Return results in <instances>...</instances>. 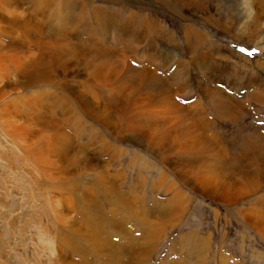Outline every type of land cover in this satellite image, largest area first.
<instances>
[{"label": "rangeland", "instance_id": "1", "mask_svg": "<svg viewBox=\"0 0 264 264\" xmlns=\"http://www.w3.org/2000/svg\"><path fill=\"white\" fill-rule=\"evenodd\" d=\"M40 1L15 3L20 20L25 21L23 26L10 27L0 22V44L6 47L0 49V264H107L103 256L92 253L88 240L71 233L60 213L64 207L69 209L85 234L89 226L90 231L95 227L97 206L103 207L102 214L109 219L126 225L125 234H120L112 224H106L108 237L117 244L133 239L140 248L152 227L156 223L163 225L164 233L155 242L157 246L147 264H221L222 258L228 264H264V182L260 180L262 186L251 189L233 162V154L245 139L254 142L253 129L264 137V105L252 99L253 94L264 90V40L246 30L251 26L242 11L246 0ZM259 1L264 3L256 0ZM259 5L264 9V4ZM147 13L153 14L148 26L133 18ZM188 18L193 19L188 24L204 34L199 52L202 57L197 56L199 53L195 57L186 54L182 48L186 41L181 26ZM38 34L56 35L46 38L47 44H43L46 54L53 57L46 55L44 65L26 69L20 51L26 54L30 47L38 60L37 54L42 53L35 45ZM94 41L105 44L110 56L115 55L108 58L112 70L120 71L126 56L134 69L154 73L165 81L175 91L177 104L188 108L190 116L197 115L201 123L210 124L199 136L202 146L193 151V157L197 153L200 157L184 162L190 165L186 169L181 167L187 177L180 176L183 172L171 165L179 154L172 145L168 147L170 141L161 144L167 147L161 153L154 141L159 133L153 134L149 143L138 139L143 130L137 134L140 130L127 129L129 120L139 116L162 121L160 117L170 106H157L153 110L156 113L147 115L148 103L140 91L123 92L114 87V81L98 82L88 76L83 57L93 49ZM161 45L165 47L162 51ZM170 48H177L178 53L165 58L164 50ZM222 49L234 58H221L218 52L223 53ZM54 57L64 65H55ZM189 61L196 63L189 66ZM215 70L220 77H205ZM24 71L26 75H22ZM183 72L187 74L185 79L193 76L195 81L186 86V91L177 93L180 81L173 78ZM36 73L43 76L26 84L28 76ZM199 75L206 85L242 103L237 120L218 114L215 99L207 97L199 87ZM130 94L139 100L128 113L122 109V102ZM180 133L186 137L187 129H180ZM218 136L229 147L227 162H221L216 155L219 149L214 148L213 139ZM206 159L210 161L208 166ZM238 162L246 164L247 155L241 154ZM91 165L92 169L86 168ZM249 170L251 174L264 172V161ZM230 179L241 183L242 189L220 191V180ZM206 182L214 184L210 191L218 188L215 194L247 196L236 204L212 200L201 191V184ZM112 186L134 204L135 210L117 205ZM178 206L180 210L182 206L187 209L180 215V222L157 220L164 211ZM249 210L256 212L263 231L249 226L245 218ZM65 236L86 254L66 245ZM201 246L206 247L202 254Z\"/></svg>", "mask_w": 264, "mask_h": 264}, {"label": "bare ground", "instance_id": "2", "mask_svg": "<svg viewBox=\"0 0 264 264\" xmlns=\"http://www.w3.org/2000/svg\"><path fill=\"white\" fill-rule=\"evenodd\" d=\"M17 1L18 0H0V22H3V23L7 24L10 27L23 26L24 25L23 22L25 23V21L20 20L22 17L20 18L19 9H17L15 7V3H17ZM41 1H43V0H41ZM113 1H115V0H113ZM116 1H118V0H116ZM147 1H149L150 3H155V2H158L160 0H147ZM173 1L175 3H181V2H184V1L193 2V0H173ZM77 2H79V1H77ZM138 2H143V0H138ZM259 2L262 5L264 4V3H262L263 1H259ZM259 2H256V0L255 1L246 0L245 2H243L244 8H243L242 11L244 12L245 17L247 19H249L250 22H251V26L249 28H246V30H252L257 35L256 36L257 39L262 37L263 40H264V9H263L262 6L259 5L260 4ZM70 4L72 5V3H70ZM51 9H49V10H51ZM49 10H47V11H49ZM79 12H82V11H79ZM123 12H122V14H123ZM132 12L134 13V11H132ZM67 13H69V12H67ZM26 14H27V12H26ZM128 15L129 14L127 13V17H128ZM152 15L153 14H151V13L142 14L141 16H140V14H136V16L133 15V18H135V19L137 18L138 20L139 19L143 20V22L145 24H147V22H149V23L153 22V20L150 19V17H153ZM131 16H132V14L130 15L129 19L131 18ZM192 20H193L192 18H188L186 24H183L181 26L182 32H183V35L185 36V41H186L185 47H182V48H183V50L185 51L186 54H189V55H192V56L195 57L196 54L201 51V46L203 44L202 41L204 40V34L201 31H199L198 29H196L194 26H191L190 24H188ZM148 24H147V26H148ZM29 25L30 24H28V26ZM147 26H145V27H147ZM26 30L28 31V29H26ZM51 37L54 38V37H56V35L49 34L46 37V36H43V34H40V35L38 34V37L36 39L35 45H36L37 49L42 51L41 54H39V53L37 54L40 57L38 60L35 59V56H34L33 52H30V50H31L30 47H29L30 50L26 49L27 50L26 54L24 53L23 50H21L22 52L20 51V55L23 58L22 66H25L26 69H30V68L34 67L35 65H37V64L40 65V66L44 65L45 64V60H46V55L49 56L50 53L48 54V52H47V54H46L45 51H48V50H46L47 48L45 49L43 47V44L46 43V38L49 39ZM59 38H61V37H59ZM56 39L58 40V38H56ZM67 41L69 42V40H67ZM33 42H34V40H33ZM176 44H177V42H176ZM0 45H2V48H0V49H3V45L5 47V44H0ZM91 46L92 47L94 46L93 49L90 50V52H88V54H86L83 57V64L81 63L82 65H84L87 68V72L89 73L88 76H92V78L94 80H96V81L99 80L98 82L114 81L113 82L114 83V87L118 88L120 91H123V90L124 91H134L135 90L136 92L140 91V93H142L141 98L142 97H144V99L146 98L145 100H147V101H145V100L144 101L148 103L147 108L145 107V112H146L147 115H150L151 113H156L154 111L156 110L155 107H157V106H162V107L164 105H169L170 106V109H168L167 112H165V113L162 112L161 109H159L161 111L160 112L161 114L164 113L162 115L164 117H160L162 119V121H159L157 123L154 120H150L149 118H142V117L139 116L138 119L135 117V119L131 118L132 120L131 119H130L131 121L129 120V124L127 123L128 124V128L127 129H128V131H130V130H133V131L135 130L136 131L137 129L140 130V132H137V134L141 133V130H143L144 133L142 132L140 137H138V139H139V141L146 140L149 143H150L149 139L151 140V138L155 134L159 133L160 136H158V138H156V140H154V141H156V146L158 148H160L161 153L163 152L164 149L167 148V147L166 148L162 147L161 144L163 142H165V141H170V144H169L168 147H170L172 145L171 148L172 149L174 148V150H176V153L179 154V156H178L179 159H177L176 162L175 161H172V162L170 161L171 165H173L175 167V169L176 168L180 169L181 170L180 172H183L182 175H180V176L187 177L186 176L187 174H186V172H184L183 168L188 167L190 165H187L188 163L186 164L184 162H186V161L188 162L189 160L196 159L195 158L196 156L200 157V154H198V153H197L198 155L196 154V156L193 157L194 156L193 155V151L194 150H199L200 147L202 146V145H200V142H198L199 136L203 135L204 128L205 127H210L209 126L210 124H204L203 122L201 123V121L199 120L197 115H196V117L195 116L194 117L190 116L188 108L182 107L179 104H177L176 100L173 97L175 91L174 90L173 91L170 90L171 88L169 89V87H168L169 85L165 81H160V78H158L154 73L147 72L146 70L139 71V70L134 69L131 66L132 64L130 65L128 63V60H127L126 56H123V58L121 60L122 63H121L120 66L122 67V69L120 71H116L115 72L109 66V59L108 58L111 57L113 54H111V56H110V52H109L110 50L108 49V46H106L105 44L100 45L99 42H95V41H94L93 45H91ZM173 47H175V46H173ZM13 48H14V46H13ZM18 48H20V47H18ZM160 48H161V51H162V49L165 48V47L163 45H161ZM179 48H181V47H179ZM20 49H22V48H20ZM164 51H165V58H167V57L170 58L169 54L175 55V57H176V53H178L177 48H174V49L170 48L168 51L165 49ZM222 51H223V53L222 52H218V55L221 58H223V59L234 58V56L231 54V52H228L227 50H224V49H222ZM220 53H222V54H220ZM160 55H161V52H160ZM163 55H164V53H163ZM113 56L115 57V55H113ZM197 56H201V54L199 53V54H197ZM50 57H53V55L52 56L50 55ZM198 58H200V57H198ZM52 60H54L55 65H59V66L64 65V63L58 61L59 60L58 58L54 57V59H52ZM110 60H113V59H110ZM117 60H119V58ZM113 61H115V60H113ZM195 61H197V59ZM195 61H193V63H190V61H189V66L191 64L194 65ZM198 61H201V60H198ZM202 61H203V59H202ZM202 61H201V63H202ZM114 69L116 70L115 67H114ZM208 71H209V69H208ZM26 74H27V72H25V71L22 73V75H26ZM217 75H219V74H217V70H215V71H213L211 73L210 72L207 73L205 75V77L206 76L207 77L210 76L211 78H215V77H217ZM42 76H43V73H39V74L36 73L33 76H31V77L28 76L29 78L26 79V82H27L26 84L34 83L36 81L35 79H37V77L39 79V77H42ZM85 76H86V74H85ZM186 76H187V74H185V72H183L181 75L179 73V74H176L174 76L173 79H177L178 81H180V87H179L177 93H179L181 91H186V88H187L186 86L188 84H190V82L195 81L194 78H192L193 77L192 74H191L192 77H190L188 79H185ZM47 77L48 76H46V78ZM218 77H220V75ZM51 79L49 78V80H51ZM198 79L200 80V75L198 76ZM198 84H199V87L201 88L203 94H205L207 97H213V99H215V102H216L215 105H217V108L220 110V112H218V114L220 113L222 115L221 116L222 118L223 117H230L233 120H235V119L237 120V118H238L237 113H238L239 106H243L240 101H237V100H235L233 98H230V97H228L226 94H224L222 92L220 93L218 90L211 88V85H206L201 80L198 81ZM138 98H139L138 96H135L133 94L128 95L125 98V100L122 102L123 106H124V108L122 107V109H125V111L128 112V113L131 112L133 110L136 102H138V100H139ZM252 99L255 100V102L257 104L264 105V90L263 91L259 90L256 94H253L252 95ZM154 108H155V110H154ZM218 109H216V110H218ZM96 110H98V109H96ZM128 113H126V115ZM128 117H131V116H128ZM199 117H200V115H199ZM211 125H214V124L211 123ZM213 127H215V126H213ZM51 128H53V127H51ZM180 129H187V136L186 137L181 135ZM124 131H126V130H124ZM241 131H242V129H241ZM253 132H254V137H255L254 138V142L252 143V141L249 138L245 139V142H244L243 146L240 147L238 149V151L233 154L234 158L232 157V155L230 156V158H233V162L236 163L239 166L238 167L239 171H240L239 174L244 176V181H246V182H248L250 184V188L251 189H254V188L257 189V188H260L262 186L260 180H262L264 182V172H258L257 174H251L249 169H252V167H255L258 164V162L264 161V158H263V156H264V154H263L264 148L263 149H259L260 146L264 147V137H262V135L260 134V131L258 129H255V130L253 129ZM133 134H135V133H133ZM182 138H184V139L180 142L179 139H182ZM178 140H179V142H176ZM213 142H214L213 143L214 148L217 149V150L219 149L217 151L219 153H216V155L219 154L218 157L221 159V162H227V161H225V159H227L226 156H229V152H228L229 151V147L227 146V144L220 137L219 138L216 137L215 139H213ZM169 151H170V149H169ZM201 154H203V153L201 152ZM241 154H242L243 157L247 155L248 162L246 164L238 162V160L240 159V155ZM162 155H164V154H162ZM174 158H176V157H174ZM198 159H201V158H198ZM179 161H181V162H179ZM206 161H207V164L206 163L205 164L207 166H208V164L210 165V163H209L210 161L208 159H206ZM202 162H203V160L200 161V163H202ZM182 166H183V168L181 169ZM92 167H93V165L87 166L86 168L92 169ZM196 168H197L196 170H198L200 168V166H197ZM202 168H203V166H202ZM178 169H176V170H178ZM220 181H221V183L219 185V187L221 188L220 191L221 190H225V189H235V188L242 189L240 187L241 183H237V182H235V181H233L231 179L230 180H220ZM213 186H214V184H212L211 182H206V184H201L202 193L205 194V196L212 198V200L214 199L216 201H220V202H223L225 204L227 202L236 204L238 201H241L242 199H244V197L247 196V195L239 196V195L220 193V192H218V194H215V193H217L216 191H218V188H215V190H213V191L209 190ZM116 189H115L114 186H112V188H111V190H113L114 193L117 196V199H118L117 205H121V206L125 205L126 206L125 208L127 210L132 211L134 209L133 208L134 204H132L128 199H125L123 194L120 193ZM178 194H181V193H178ZM182 197H183V195H182ZM179 203L181 204V201H179ZM180 204H179V206L181 207ZM179 206L177 207L178 210L173 208L172 211H171L170 208H169L168 210L164 211L162 213V215L157 216V220H159L160 222L163 221V220H167V221L171 220L173 222H178V221L180 222V220H181V216L180 215H184V213H187V209H185L186 208L185 206L184 207L182 206V208L180 210ZM61 207L62 206H60V208ZM97 207H98L97 209L99 210V212H98V214L96 216L97 217V222L95 223V225H93L95 227H93L92 230L90 231L91 227L89 226V228H87L88 232L85 233V234H82V233H84V232H82L83 230L81 231L80 230V226L78 227L79 220L75 219L76 216H74V214L69 209H66L65 207H64L63 210L60 209V208L59 209L61 210L60 213L62 215V217H61L62 220L64 221V219H65V221H67L69 223L68 226L66 225V227H68L72 231L71 233L75 234V236H77L78 238L88 240V242L92 244V249H91V250H93L92 253H95L96 255L103 256L105 258V260L107 261V264H135V263H137V264L138 263L139 264H147L148 263V259H150L149 257L153 253V249H155V246H157V245H155V242L158 239H160L161 238L160 235L162 233H164L163 232L164 231L163 225L161 223H156V227H154V228L152 227V230H150L149 233L147 235H145V238L143 239V241H144L143 246L141 244L140 248L133 241V239H129V241L127 243H125L124 245H123V243H122V245L121 244H117V243L113 242L110 239V237H108V235H107L108 232L106 230L107 229L106 228V224H112L114 226V229H116L117 232H119L120 234H125V232H126L125 228L126 227H124V226H126V225L121 220L120 221H116L115 219H109V217H106L105 215L102 214V212H103L102 208L103 207H101V206H97ZM136 213H138V212H136ZM72 215H73V217H72ZM141 215L142 214H140L139 216H141ZM245 215H246L245 218H246L247 222L249 223V226L253 227L254 229H256L257 231L260 232L262 229H261V224L259 223V221L256 220V218H257L256 217V212L254 213L251 210H249V214L245 213ZM145 216L147 218L146 220H148L149 216H147V215H145ZM81 222H83V220ZM84 222H85V220H84ZM149 222L151 223V221H149ZM85 223L86 224H91V222L89 220L87 222H85ZM144 223H146V222H144ZM87 226L88 225H86L85 227H87ZM262 227L264 228V226H262ZM63 230H65V228ZM243 239L244 238H242V240ZM70 241L71 240L67 239L66 236L64 237V242H65L66 245L69 244L68 246H72L73 248H75L74 250L79 252L80 254L81 253L82 254H86L84 249H81V248L77 249L78 246L75 245V242L72 243ZM200 249H201V252L200 251L199 252L202 254V252L205 251L204 249H206V247L204 248L203 246H201ZM201 254H200V256H201ZM200 262H205V259H200ZM221 264H228L227 263V259L226 258H222Z\"/></svg>", "mask_w": 264, "mask_h": 264}]
</instances>
